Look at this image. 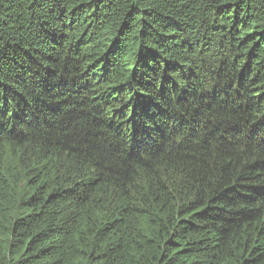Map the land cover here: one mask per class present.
Instances as JSON below:
<instances>
[{
    "label": "trees",
    "instance_id": "16d2710c",
    "mask_svg": "<svg viewBox=\"0 0 264 264\" xmlns=\"http://www.w3.org/2000/svg\"><path fill=\"white\" fill-rule=\"evenodd\" d=\"M0 264H264V0H0Z\"/></svg>",
    "mask_w": 264,
    "mask_h": 264
}]
</instances>
